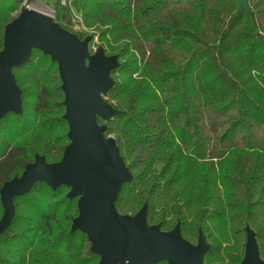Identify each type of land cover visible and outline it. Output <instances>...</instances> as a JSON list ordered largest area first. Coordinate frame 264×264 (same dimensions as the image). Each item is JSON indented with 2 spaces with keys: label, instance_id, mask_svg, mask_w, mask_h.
<instances>
[{
  "label": "trees",
  "instance_id": "obj_1",
  "mask_svg": "<svg viewBox=\"0 0 264 264\" xmlns=\"http://www.w3.org/2000/svg\"><path fill=\"white\" fill-rule=\"evenodd\" d=\"M73 1L88 32L71 30L64 6L55 22L96 36L119 61L102 97L116 113L97 115L132 175L117 212L134 216L146 203L149 226L178 223L194 245L202 232L203 264H240L247 226L264 259V0H247L248 11L240 0ZM20 5L0 0V52ZM11 72L22 111L0 120V188L35 154L59 162L70 141L57 62L32 48ZM68 191L37 181L13 198L0 264H98L87 234L71 231L79 196Z\"/></svg>",
  "mask_w": 264,
  "mask_h": 264
},
{
  "label": "water",
  "instance_id": "obj_2",
  "mask_svg": "<svg viewBox=\"0 0 264 264\" xmlns=\"http://www.w3.org/2000/svg\"><path fill=\"white\" fill-rule=\"evenodd\" d=\"M248 11L247 0H240L238 11ZM92 35L79 39L51 17L33 9H22L4 27L3 49L0 52V120L7 112L22 111L21 89L11 72L13 67L28 61L32 48L48 54L57 62L61 88L64 91L69 143L59 162L47 163L35 154L19 177L5 181L0 188L4 207L0 232L7 228L15 210L13 198L29 192L37 181L52 189L69 186L67 196L78 197V215L71 231L87 234L91 250L99 254L98 264H203L208 244L201 232L196 245L181 234L177 223L170 231L147 224L145 203L134 216L120 215L115 206L121 186L131 180L124 160L112 135L105 136V127L97 115L110 119L116 110L104 102L112 85L111 71L118 64L115 55L103 49L89 54ZM246 228L244 258L240 264H264L259 255L255 233Z\"/></svg>",
  "mask_w": 264,
  "mask_h": 264
},
{
  "label": "built area",
  "instance_id": "obj_3",
  "mask_svg": "<svg viewBox=\"0 0 264 264\" xmlns=\"http://www.w3.org/2000/svg\"><path fill=\"white\" fill-rule=\"evenodd\" d=\"M21 2L20 8L18 11L20 12L22 9H33L42 14H45L51 17L54 21L57 17V9L59 6H64L68 8V14L70 15V23L69 27L71 30L88 32V29L85 28L82 16L78 11H76L74 7L73 0H19ZM16 11V12H18ZM18 12V13H19ZM96 39V36H94Z\"/></svg>",
  "mask_w": 264,
  "mask_h": 264
},
{
  "label": "rangeland",
  "instance_id": "obj_4",
  "mask_svg": "<svg viewBox=\"0 0 264 264\" xmlns=\"http://www.w3.org/2000/svg\"><path fill=\"white\" fill-rule=\"evenodd\" d=\"M19 12V11H18ZM18 12H16L15 11V13H13V16L15 17L17 14H18ZM89 35H91L90 33H88V35L87 36H89ZM96 42H97V38L95 39V37L93 36H91V38L89 39V41H88V46H89V48L91 47L92 48V50H93V52L92 53H89V54H91V55H94L98 50H102L103 51V49L102 48H100L99 46H97V44H96ZM101 94V97H104L105 96V94L104 93H100Z\"/></svg>",
  "mask_w": 264,
  "mask_h": 264
}]
</instances>
